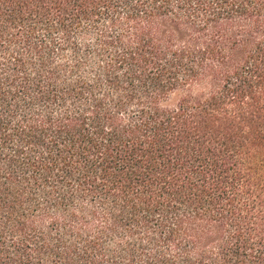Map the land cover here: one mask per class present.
I'll return each mask as SVG.
<instances>
[{
    "label": "trees",
    "instance_id": "trees-1",
    "mask_svg": "<svg viewBox=\"0 0 264 264\" xmlns=\"http://www.w3.org/2000/svg\"><path fill=\"white\" fill-rule=\"evenodd\" d=\"M0 264H264V0H0Z\"/></svg>",
    "mask_w": 264,
    "mask_h": 264
}]
</instances>
